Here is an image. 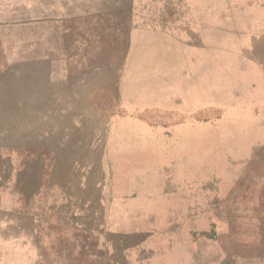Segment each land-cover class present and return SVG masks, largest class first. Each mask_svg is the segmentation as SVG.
<instances>
[{"label": "rangeland", "instance_id": "obj_1", "mask_svg": "<svg viewBox=\"0 0 264 264\" xmlns=\"http://www.w3.org/2000/svg\"><path fill=\"white\" fill-rule=\"evenodd\" d=\"M22 23L0 26V264L39 254L58 264L55 254L86 238L69 228L100 233L108 217L143 232L133 239L147 264H264V7H220L221 85L206 96L205 123L183 129L128 121L100 91L104 77L58 74L70 71L67 33L54 69L37 28ZM100 25L88 20L91 39Z\"/></svg>", "mask_w": 264, "mask_h": 264}, {"label": "crops", "instance_id": "obj_2", "mask_svg": "<svg viewBox=\"0 0 264 264\" xmlns=\"http://www.w3.org/2000/svg\"><path fill=\"white\" fill-rule=\"evenodd\" d=\"M38 1L36 7H0V14L9 16L6 21L0 20V26L15 20L24 21L19 25L24 29L37 28L38 42L46 45L44 60L54 69L61 68L56 45L67 33L73 45L67 51L70 71L58 74L104 77L108 86L100 91L110 96L119 115L133 122L148 117L149 124L172 125L171 129L204 124L206 96L221 85L217 45L220 7H264V0H170L171 4L165 0L163 7L153 0H133L131 7L94 11V7H60L61 0ZM100 19L103 26L95 32L99 37L91 39L88 30L92 27L87 22ZM261 72L264 76V67ZM112 220L107 218V226L100 233L69 228L72 235L86 238L70 242L64 253L53 256V261L147 264L145 243L133 239L143 232L122 229ZM90 242L95 243L92 249L86 244ZM27 256L24 253V258ZM28 259V264H44L41 254Z\"/></svg>", "mask_w": 264, "mask_h": 264}]
</instances>
